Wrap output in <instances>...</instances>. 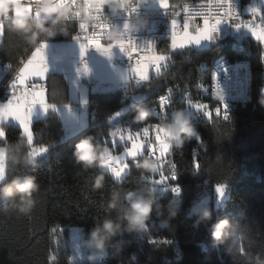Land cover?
<instances>
[{"label": "trees", "instance_id": "1", "mask_svg": "<svg viewBox=\"0 0 264 264\" xmlns=\"http://www.w3.org/2000/svg\"><path fill=\"white\" fill-rule=\"evenodd\" d=\"M186 1L192 0H170V3L178 7ZM250 3L251 0H242L243 8ZM53 27L55 35L45 36L42 41L71 38L74 32L71 24L58 23ZM166 42L160 43L161 48ZM222 43L220 40L204 49L173 51L169 63L158 73L151 72L134 91L137 99L143 96L142 101L133 102L122 90L90 91L88 124L67 139H63L64 126L56 112L35 119L31 125L33 145L46 147L47 152L34 165L24 160L32 148L22 129L13 123L3 124L7 136L0 137V144L9 148L3 184L16 175H34L40 190L33 194L36 203L29 214L19 211V195L14 200H0V264H71L69 254L64 251L71 227H83L89 232L105 217L120 220L127 203L121 196L118 208H110L109 201L115 191L135 190L147 195L148 181L142 180L151 173L142 167L147 147L143 156L137 157L135 162L130 160L129 174L116 180L101 165L85 169L73 155L75 145L91 136L93 143L104 146L118 112L121 114L117 118L133 127L158 123L162 129L171 116L156 119L150 115L145 121H136L138 110L148 108L168 87L177 83L196 96L200 80L212 77L208 68L217 57L250 64L249 98L226 121L216 114L196 117L195 126L204 151L200 148L198 156L194 154L192 140L182 146L173 144V160L182 182L181 205L177 206V194L166 188L161 194H155L158 207H154L151 216L158 212L162 225H151L150 218L145 231L128 232L127 221L120 220L121 231L107 243V264H256L257 254L264 258V105L259 103L264 88V45L251 34L239 46L228 42L222 49ZM37 44L15 30L13 18L3 26L0 63L9 66L8 75L19 68ZM6 79H1L0 91ZM46 81L49 102H71L63 74L50 73ZM175 107L183 109L185 104L176 102ZM121 149L118 146L116 151ZM194 160L198 166L194 167ZM99 175H104L105 181L104 186L97 189L95 180ZM205 184L211 188L212 198L216 184L225 185L227 194L226 199L220 201L222 205L215 206L212 199L207 208L212 218L207 221L202 219L205 209L191 211L198 190ZM170 206H174L175 216L170 217ZM225 219L230 226L217 239L212 234V225ZM142 233L160 234L171 243L164 244L158 238L157 245L152 243L153 239L142 244Z\"/></svg>", "mask_w": 264, "mask_h": 264}, {"label": "built area", "instance_id": "2", "mask_svg": "<svg viewBox=\"0 0 264 264\" xmlns=\"http://www.w3.org/2000/svg\"><path fill=\"white\" fill-rule=\"evenodd\" d=\"M148 1L152 0H131V3H129V0H61L63 3H70L72 10L68 17L62 19L59 23L71 24L74 26V32L72 34L74 40L85 42L84 37L86 35L89 36L87 41L89 44H92L91 32L95 30L94 28L98 23L95 5L97 3L101 4V11L106 27L105 31L101 34L99 42L102 47L111 49V53L113 51L121 50L124 63L130 70L129 93L133 102H136V100L142 101L143 96L139 99H134L133 95L135 94L134 91L142 86L144 80L137 74L133 73L135 67L134 59L129 54L126 46L131 43V45H134L133 51L149 49L154 50L156 53L158 44L168 40L172 36L173 20L178 22V30L182 31L183 26L185 27V22L192 20L197 22V28L200 29V27H202L204 16L208 15L211 18L215 16L218 11L216 0L186 1L178 7L171 6L170 9L162 7L160 3H158L159 5L147 6ZM44 2L45 0H0V33L3 26L14 17L13 10L15 7L28 6L31 20L36 21L42 18V12L40 9ZM231 3L240 19L234 17L233 20H231L221 17L219 18L218 26H222L225 30V35L229 38L228 42L238 43L239 46L244 38L250 34L248 29H252L245 27L244 25L237 27L236 23H252L258 28L261 25H264V19L261 18L264 16V6L259 9L261 13L246 14L244 12L242 0H231ZM5 4L10 5L9 11L4 10ZM121 4H126L127 7H119ZM89 7H93L91 12L89 11ZM133 23L137 24V27L134 29L131 27ZM116 29L122 33V38L119 40H109L107 38L108 34ZM217 37L219 39L220 37H223V35L221 36L220 32H217ZM41 42L42 40L38 42L37 46H39ZM91 48L93 54L85 59L87 65L90 66V71L85 77L87 78V76H89V78H91L90 82H93L97 75L94 67H97L98 63H100L99 58L108 55L101 52L99 48L95 47V45ZM23 64L24 60L21 62L19 68L11 75H8L9 66L2 64L0 77L1 79L7 77V79L3 89L0 91V104L5 101L9 95L13 94V83L17 78V74L22 72L21 68ZM159 66L163 67V63L159 64ZM156 69L151 66V72H155ZM208 69L212 71V77L210 80H200L196 96L193 95L192 90L184 89L179 83L174 84L168 87L166 91L148 107L151 116H154L156 119H165L177 110L175 109V104L176 102H179L185 104L183 109L191 116L194 124L197 121V116L209 115L203 107H197L201 104L208 105V110L213 114L220 116L222 120H228L231 114L239 106H244L249 98L250 84H243V75H251L250 64L242 60V67H230L229 61H225L224 59L223 61H216L213 59ZM90 82L89 84H91ZM35 83L42 85L44 91L48 90L49 86L47 81L35 80ZM84 86L85 84H83V87ZM164 96L170 98V104L167 108L162 110L159 98L163 99ZM224 107L227 109L226 113L218 111ZM191 140L193 141V153L198 156L201 149L204 151V148L201 147L200 133L198 137H193ZM141 142L145 145H156L157 141L154 139V131L150 129L147 137H144L143 134H141ZM165 142L168 149H170V154H168L163 160L159 158V153L156 149L149 152L147 148L145 157L156 159L157 168L150 173L149 177L143 176L142 180L148 181L149 188L155 189V194H161L166 188L172 190V185L179 187L180 191L177 193V196H179V203H177V206L179 207L182 203L183 190L179 169L173 160L174 143H172L169 138L165 140ZM171 163L175 164L174 168ZM161 175L165 177L174 176L175 179H165L162 183L152 182L160 179ZM257 175L260 174L258 173ZM206 182H209V180ZM222 204L223 203L220 202L219 205ZM154 215L155 216L150 219V224L154 226L162 225L161 220L158 218L160 214L155 212ZM141 238V243L143 244L149 239L165 237L157 233H142Z\"/></svg>", "mask_w": 264, "mask_h": 264}, {"label": "rangeland", "instance_id": "3", "mask_svg": "<svg viewBox=\"0 0 264 264\" xmlns=\"http://www.w3.org/2000/svg\"><path fill=\"white\" fill-rule=\"evenodd\" d=\"M159 0H152L147 2V6L159 5ZM264 6V0H251V3L244 9V12L247 14L249 11H252L253 8L260 9ZM30 10L28 6H17L13 10V15L16 17H23L24 15L30 16ZM203 26V23H202ZM185 28H188V31L192 34L199 32L200 29L197 28V22L186 21ZM215 32H220L221 36L218 37L215 35ZM248 32L254 36V38L261 42L264 45V40L259 39L252 30L248 29ZM3 28L0 33V40L2 38ZM222 40V49L225 47L226 43H228L229 38L225 35V30L222 26H218L215 31H213L209 36H205L200 40H191L186 43L176 44L173 42L172 36L167 40L166 46L161 48V44L159 43L156 49V54L164 57L163 66H166L171 57V53L176 50H185V49H204L207 47L212 46L217 41ZM85 42L74 40L72 37L67 39H46L42 41L39 46H36L32 53L24 60V64L22 65L23 68L26 66V62L30 61L32 57L35 55L37 50L43 49L44 54L46 56V63L47 69L45 78H33L34 80H45L47 79L48 75L53 72L63 74L68 82L69 85V97L71 102L68 103H51L48 101V92L45 91V97L47 99L48 107L45 108L43 104H36L33 106L32 114L30 117V132H23V136L28 140L32 150L35 147L34 137L31 130V123L35 119L44 118L46 117L49 112H56L60 117L61 121L64 126V136L63 139H67L84 126L88 124L89 121V105H88V95L90 91H101V92H112L116 90H122L126 94H128L129 98V76L130 70L125 65L124 60L122 58L121 50L113 51L111 56H104L99 58V62L97 67H94L96 70V77L91 81V78L85 75L89 73L90 66L87 65V70L84 71V65L86 63L85 59L89 58L92 54V48L89 47L86 53L82 54V45ZM41 45V46H40ZM221 49V50H222ZM220 50V52H221ZM223 59V58H222ZM87 64V63H86ZM2 68V64L0 63V69ZM92 69V67H91ZM161 70L159 64L157 65V69L155 73H158ZM151 74V65L149 66L148 75L141 77L144 81L149 78ZM139 76V75H138ZM140 77V76H139ZM1 81V77H0ZM89 82L91 84H89ZM83 84L85 86L83 87ZM13 94L9 95V99L12 97ZM142 97V96H140ZM134 99L138 98V94L133 95ZM8 101H3L0 105L6 104ZM176 111V110H175ZM121 112H118L114 118L120 116ZM112 121L113 127L111 130V134L115 133L116 142L112 143L111 140L113 139L112 136H109L103 147L107 148L109 152V156L106 155L105 162L101 165L105 170L110 171L104 165L109 159H115L116 165L120 164V157H123V163H127L129 165V171L125 173L124 177L129 174L130 172V160L132 158L130 156H125V152L128 148L131 147V143H135V141L131 140H124L121 141L118 139L120 135L127 136L131 134L137 142H141V135L137 137L135 133L137 131L142 132L143 127H133L129 123H124L120 119H116ZM16 124L21 129L22 126L20 125L19 121H17L14 117H10L7 119L2 120L0 122V137L3 136V124ZM166 135L164 139H170L169 133L167 130L162 127L161 129ZM110 134V135H111ZM168 137V138H167ZM118 146H121L122 149L120 151H116ZM47 152V148L45 151L40 152L39 155L36 157V160L44 156ZM145 153V148L143 149L142 155ZM5 167V166H4ZM6 169V167H5ZM123 169H121V172ZM222 188V191L220 190ZM213 198L211 188L209 186H202L197 193L196 201L191 206L192 212L202 211L207 209L210 206V203L213 199L215 206H218L221 200L226 199L227 194L225 192V185L223 184H216L213 190ZM94 227L88 232L83 227H71L70 229V237L67 244L64 246V251L69 254L71 259V264H107L108 261V248L106 247L104 250H97L88 243L87 240L90 239V233ZM95 254L96 259L90 260L89 257Z\"/></svg>", "mask_w": 264, "mask_h": 264}, {"label": "clouds", "instance_id": "4", "mask_svg": "<svg viewBox=\"0 0 264 264\" xmlns=\"http://www.w3.org/2000/svg\"><path fill=\"white\" fill-rule=\"evenodd\" d=\"M131 3V0H129ZM121 8H126V4L119 5ZM4 10L9 11L10 5L5 4ZM42 18L32 22L30 16L27 14L23 17H13V26L16 31L26 35L28 40L37 44L45 36L51 37L55 35L54 27L62 19L68 17L72 8L70 3H63L61 0H45L41 6ZM50 21V23H49ZM131 27L134 29L137 24L133 23ZM109 40H119L122 38V33L116 29L108 34ZM46 57V56H45ZM259 103L264 105V88L261 89ZM151 115L148 108L142 107L138 110L134 119L136 121H145ZM164 128L169 133L172 143L176 146H182L185 141L191 140L193 137H198L199 133L192 121L191 116L184 110L179 109L171 114V118L164 122ZM7 136L6 132L3 137ZM9 148L0 144V184L6 179V169L4 167L5 161L8 158ZM108 153L107 148L93 143L91 136L85 137L77 142L74 148L73 155L78 162H82L84 168L103 165L105 157ZM39 153L29 151L24 160L30 164L36 163V157ZM142 167L147 172H153L157 168L156 159L145 157L142 161ZM104 175L97 176L95 180V187L100 189L104 186ZM40 190V183L34 175H16L8 183L0 187V200H14L19 195L20 203L17 205L19 211L24 214H29L36 201L33 194ZM121 196L127 203V208L120 217V220L127 221L128 232H142L147 228L149 219L151 218L154 207L156 205L155 189H149L147 195L135 190L115 191L112 193L109 207L112 209L118 208L121 202ZM170 217L176 215L174 206L169 207ZM212 214L209 210L205 209L202 219L210 220ZM120 220H114L110 216L105 217L102 223L97 224L90 233V239L86 241L89 245L97 250H104L107 247L108 241L121 231L122 224ZM167 221H165L166 223ZM229 221L227 219L219 221L212 225V234L217 239L229 228ZM90 260H95V254L89 257ZM256 264H264V258L260 254L256 255Z\"/></svg>", "mask_w": 264, "mask_h": 264}, {"label": "snow or ice", "instance_id": "5", "mask_svg": "<svg viewBox=\"0 0 264 264\" xmlns=\"http://www.w3.org/2000/svg\"><path fill=\"white\" fill-rule=\"evenodd\" d=\"M160 4L162 7L166 9H170L171 3L170 0H160ZM216 7L218 9L217 13L213 17H209L208 15L204 16L203 19V26L200 27V31L196 32L195 34H192L188 31V28L186 29L183 26V30H178V22L176 20L172 21V39L173 42L176 44L180 43H186L188 41H191L193 39L200 40L205 36H209L213 31L216 30L217 25L219 23V18L223 17L225 19H231L235 17L236 19H240L238 16L235 8L233 7L231 0H216ZM93 10V7H89V11L91 12ZM95 11L97 13V25L95 26V30L91 32V39L92 44H89L87 41L89 39V36H85L84 40L85 43L82 45V54L86 53L87 49L89 47H92L95 45V47L99 48L101 52H103L105 55L111 56V49L107 47H102L100 41L101 34L105 31V22L103 20V15L101 11V4L97 3L95 5ZM253 13H261V11L258 8L252 9ZM264 19V16L261 17ZM237 27L240 25H244L245 27H249L252 29V31L255 33V35L259 38L264 40V25H261L259 28L255 27L252 23L244 24L243 22L236 23ZM127 47V50L129 54L134 59V69L133 73L139 75L140 77H144L148 75L149 72V66H153L154 69H156V66L158 64H162L164 61V57L158 55L155 53L154 50L149 49H140L133 51L134 45H131L129 43ZM47 69V63H46V57L44 54V50L40 49L35 52V55L32 57L30 61L26 62V66L23 68L22 72H19L17 74V78L13 83V95L8 100V102L4 105H0V122L2 120L14 117L17 121H19L20 125L22 126L23 132H30V117L32 114L33 106L36 104H43L45 108L48 107L47 99L45 97V91L43 89L42 85L36 84L35 80L33 78H39L43 79L45 78ZM84 71L87 70V64L85 63ZM22 89V92L17 95V89ZM170 98L167 96H164L163 99L159 98V103L161 109H165L169 106ZM197 107H203L209 115H213V113L208 110V105H198ZM221 113H226L227 109L224 107L221 110H218ZM152 129L154 131V139L157 141L156 145H145L144 143H139L136 141V139L133 138L131 134L124 136L120 135L118 137L119 140H131L132 142L135 141V143H131V147L128 148L125 152V156H130L133 161L137 159L139 155H142L143 149L145 147L148 148L149 152H152L153 149H156L159 153V158L161 160L165 159L168 154H170V149H168V146L165 142V133L161 130V128L158 126V123L154 125H148L143 127L142 133L140 131H137L135 135L139 137L141 134H143L144 137L148 136V133ZM110 136L113 137L111 140L112 143L116 142L115 133H112ZM6 138V135L4 136ZM167 149V150H166ZM46 150V147H40V148H34L35 153H40ZM109 156V152L107 153ZM121 163L116 165L115 159H109L106 164L104 165L106 168L110 170L111 175L116 180H121L125 173L129 171V165L127 163H123V157L119 158ZM116 165V166H114ZM172 167H175L174 163H171ZM198 166V163L196 160H194V167ZM121 169L123 171L121 172ZM165 179H171L174 180L175 177H165L161 175V178L158 180L152 181L153 183H162ZM172 190L175 193H179L180 189L179 187L172 185ZM222 191V188L220 189ZM160 242L164 244H170V240H166L161 238ZM152 243L157 245L158 241L156 238H153Z\"/></svg>", "mask_w": 264, "mask_h": 264}, {"label": "bare ground", "instance_id": "6", "mask_svg": "<svg viewBox=\"0 0 264 264\" xmlns=\"http://www.w3.org/2000/svg\"><path fill=\"white\" fill-rule=\"evenodd\" d=\"M214 60L223 61L220 60L219 57H217ZM230 67H242V60L230 61ZM250 80H251V75H243V84H250ZM176 201H179V196L176 197Z\"/></svg>", "mask_w": 264, "mask_h": 264}, {"label": "crops", "instance_id": "7", "mask_svg": "<svg viewBox=\"0 0 264 264\" xmlns=\"http://www.w3.org/2000/svg\"><path fill=\"white\" fill-rule=\"evenodd\" d=\"M250 13H253V12H252V11H249L248 14H250ZM251 35H252V34H251ZM253 37H254V36H253ZM21 92H22V89L19 88V89L17 90V95H19ZM6 100H7V101L9 100V96L7 97ZM6 100H5V101H6ZM32 122H33V121H32ZM31 125H32V123H31Z\"/></svg>", "mask_w": 264, "mask_h": 264}, {"label": "water", "instance_id": "8", "mask_svg": "<svg viewBox=\"0 0 264 264\" xmlns=\"http://www.w3.org/2000/svg\"><path fill=\"white\" fill-rule=\"evenodd\" d=\"M217 34V32H215V35Z\"/></svg>", "mask_w": 264, "mask_h": 264}]
</instances>
